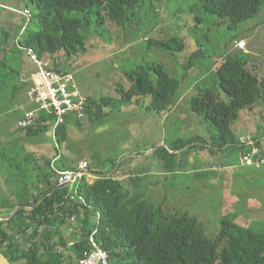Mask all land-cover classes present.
Instances as JSON below:
<instances>
[{
    "label": "trees",
    "instance_id": "1",
    "mask_svg": "<svg viewBox=\"0 0 264 264\" xmlns=\"http://www.w3.org/2000/svg\"><path fill=\"white\" fill-rule=\"evenodd\" d=\"M168 1L0 0V99L10 88L13 96H6L10 107L19 93L25 91L26 95L30 89L22 80L35 69L23 78L18 71L24 61L33 64L27 50L50 70L70 74L72 58L88 52L87 33L92 26L101 33L99 37L109 33L107 28L116 33L139 28L146 2L151 6L159 3L164 10ZM196 1L197 9L215 17L217 24L225 23L229 41L238 38L242 24L255 19L264 6V0ZM24 10L33 13L30 23L20 13ZM155 35L145 40L148 49L183 52V41L172 38L163 42L160 30ZM199 46L184 60L183 76H188L196 63L208 65L209 81L195 89L190 108L213 125L217 135L210 137L211 142L196 136L157 150L155 155L164 163L163 173L175 172L178 163L174 161L180 154L199 157L210 153L212 159L205 160L207 171L218 165L241 167L239 157L250 152L253 144L264 154L261 137L248 143V137L238 138L232 128L241 112L252 110L264 98V74L257 77L247 55H224L214 60ZM123 73L128 87L120 85L117 96L86 97L89 122L104 117V108L113 111L124 104L146 105L157 114H166L176 106L182 79L172 77L162 64ZM2 104L0 101V113L7 115L10 109ZM55 121L53 116L38 112L31 128L23 130L17 124L14 129L29 139L50 132L55 140L52 155L27 152L19 140L0 142V252L12 264H78L93 248L92 236L109 254L110 264H264V220L251 225L232 216L222 222L218 236L211 238L200 218L170 215L168 201L156 207L145 193L135 191L148 176V171H134L139 166L136 158L126 159L118 169V160L107 162L111 175L93 173L101 175L94 183L83 176L74 187H58L56 171L75 170L79 163L66 152L74 154L69 131L81 128L82 123L68 118L54 131ZM57 146L63 147L60 156ZM250 168L254 167L245 166ZM157 172H161L159 166Z\"/></svg>",
    "mask_w": 264,
    "mask_h": 264
},
{
    "label": "rangeland",
    "instance_id": "2",
    "mask_svg": "<svg viewBox=\"0 0 264 264\" xmlns=\"http://www.w3.org/2000/svg\"><path fill=\"white\" fill-rule=\"evenodd\" d=\"M196 3V0H169L167 5L164 4L163 10L159 3L151 6L146 2V6L143 5V23L139 28L119 33L107 28L109 33L103 37H99L101 33L94 31L93 26L88 30V52L84 56L72 58L69 68L78 90L84 96L94 100L108 95L117 96L116 89L120 85L123 88L128 87V83L123 81L124 71L144 68L152 63L162 64L172 77L182 79V84L176 106L166 114L145 111L146 105L137 106L132 103L124 104L121 109L112 108L113 111L104 108V117L92 123L86 116L81 120V128L70 129L69 136L74 146V154L66 152V155L71 156L70 158L76 156L79 163L87 162L85 180L89 183H94L101 177L93 173L111 175V167L109 168L107 162L118 160V169L126 159L136 158L135 162L139 166L134 171L139 174L148 171V176L143 178L141 186L135 191L145 193L156 207L168 201L167 210L170 215L200 218L208 235L215 238L221 231L222 222L232 216L251 225L264 220L262 215L255 217L252 222L251 213L244 202H252L253 196L258 197L256 186H264V172L246 170L238 166L225 169L219 165L207 171L205 160H210L213 156L204 152L199 157L180 154L178 160L174 161H179V166L175 169L176 174L167 171L163 173L164 163L155 152L162 148L167 149L179 140L202 136L211 142L210 137L217 135L215 127L193 114L190 108L195 89L203 88L209 81L208 65L203 61L196 63V68L188 76H183L184 60L192 50L199 48V45H202L201 48L215 58L214 60L224 55H247L251 59V70H254L260 79L263 77L264 6L255 19L242 24L238 32L239 37L229 41L230 35L226 32L225 23L217 24L218 20L197 9ZM196 19H199V22ZM157 30L161 31L163 42L172 38L183 41V52L162 53L148 49L145 40L156 38ZM24 64L25 61L23 65L20 63L18 68L22 78L29 73ZM10 90L6 89L0 99L3 106L10 104L6 100V96H13ZM24 93L22 91L17 95L13 104L16 107L14 110L12 106H7L9 113H0V142L19 139L20 145L27 152L35 151L49 156L53 152L51 144L55 142L52 137L48 139L50 132L29 139L14 131L17 125L11 123L12 118L18 115L19 111L28 109L29 100ZM145 104L148 105V101ZM232 128L238 138L264 139V98L252 110L241 112L239 120ZM57 148L58 154L61 155L63 147ZM160 155L166 157L163 151ZM146 158H149V162L145 164L143 160ZM158 166L161 170L159 173ZM229 172L233 175H228ZM227 176L229 179H226ZM241 212L243 216H239Z\"/></svg>",
    "mask_w": 264,
    "mask_h": 264
},
{
    "label": "built area",
    "instance_id": "3",
    "mask_svg": "<svg viewBox=\"0 0 264 264\" xmlns=\"http://www.w3.org/2000/svg\"><path fill=\"white\" fill-rule=\"evenodd\" d=\"M30 23L33 19L31 10L20 12ZM35 71L25 77L23 83H29L30 89L27 93L28 99L36 109L27 111L24 117L18 122V127L26 130L31 128L37 118L38 112H44L53 116L55 121L54 131L58 126L64 124L68 118L83 120L86 116V97L78 90L72 74H60L50 70L48 64L42 62L32 51L27 50ZM251 142V141H250ZM239 166L254 167L261 170L264 168V154L259 146L253 147L250 152L239 157ZM88 164L82 161L75 170L56 171L54 181L58 187L74 185L86 174ZM93 248L87 256L79 259L78 264H110L109 254L102 250L95 242L94 237L90 239Z\"/></svg>",
    "mask_w": 264,
    "mask_h": 264
},
{
    "label": "crops",
    "instance_id": "4",
    "mask_svg": "<svg viewBox=\"0 0 264 264\" xmlns=\"http://www.w3.org/2000/svg\"><path fill=\"white\" fill-rule=\"evenodd\" d=\"M24 67H26V69L29 71L30 69H35L34 65L31 64L30 62H26L24 64ZM86 97V96H85ZM29 100V99H28ZM35 106L32 104V102L29 100L28 101V105H27V111L33 110ZM16 107L12 106V109L14 110ZM27 111H19L18 115L14 116V118H12L11 123L13 125H17L18 122L23 118V116L26 114ZM145 111H150L148 109H146ZM22 112V113H21ZM86 118V116H85ZM81 121V120H80ZM16 129V128H15ZM22 134V133H20ZM51 138V134L50 137L48 139ZM53 140L54 137L52 136ZM15 140H19V139H15ZM262 145L264 146V139L262 138L261 140ZM51 147L53 148V152H51L49 155H52L54 153V143L51 144ZM60 156V155H59ZM179 158V157H178ZM86 159V157H85ZM178 160V159H177ZM178 166H179V161H178ZM249 170H254L256 172H264V168L261 170H257L254 168H251ZM179 172V171H178ZM177 172V173H178ZM173 174H176L175 172ZM231 174L233 175L232 172H229L228 175L231 176ZM226 179H229L228 176L226 177ZM256 190L258 192V197H252V202L249 201H244L245 202V207H247V209L250 211L251 215H250V220L253 222L255 217H259V216H264V186L262 185H258L256 186ZM242 193H244L242 191Z\"/></svg>",
    "mask_w": 264,
    "mask_h": 264
},
{
    "label": "water",
    "instance_id": "5",
    "mask_svg": "<svg viewBox=\"0 0 264 264\" xmlns=\"http://www.w3.org/2000/svg\"><path fill=\"white\" fill-rule=\"evenodd\" d=\"M13 217V216H11ZM4 221H8V220H4ZM0 264H12L10 262V260L7 258V256L3 255L1 252H0Z\"/></svg>",
    "mask_w": 264,
    "mask_h": 264
},
{
    "label": "bare ground",
    "instance_id": "6",
    "mask_svg": "<svg viewBox=\"0 0 264 264\" xmlns=\"http://www.w3.org/2000/svg\"><path fill=\"white\" fill-rule=\"evenodd\" d=\"M23 83V82H22ZM28 85V84H27ZM27 89H29V88H27ZM29 91V90H28ZM28 93V92H27ZM27 95V94H26ZM28 98V97H27ZM253 140H254V138H247L246 140H245V142H248V143H253ZM251 141V142H250ZM254 145V147H255V144H253ZM87 173V172H86ZM84 176H86V174L84 175Z\"/></svg>",
    "mask_w": 264,
    "mask_h": 264
}]
</instances>
